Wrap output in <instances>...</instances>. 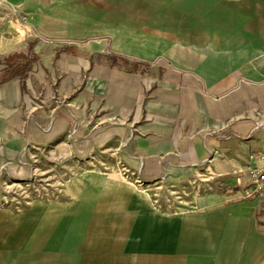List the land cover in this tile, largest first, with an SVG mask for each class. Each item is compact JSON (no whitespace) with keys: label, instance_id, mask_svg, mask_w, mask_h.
<instances>
[{"label":"crops","instance_id":"1","mask_svg":"<svg viewBox=\"0 0 264 264\" xmlns=\"http://www.w3.org/2000/svg\"><path fill=\"white\" fill-rule=\"evenodd\" d=\"M31 50L0 82V172L119 147L151 184L37 189L0 210V264H264V0H3L0 78Z\"/></svg>","mask_w":264,"mask_h":264},{"label":"rangeland","instance_id":"2","mask_svg":"<svg viewBox=\"0 0 264 264\" xmlns=\"http://www.w3.org/2000/svg\"><path fill=\"white\" fill-rule=\"evenodd\" d=\"M1 1L2 4L3 0ZM8 19L11 25L18 27V29L25 22V18L19 14L13 16L12 20L11 18ZM30 35L40 38L39 35ZM45 40L49 42L52 39ZM119 57L116 56L115 58ZM134 65L132 63L128 67L132 68ZM121 157L119 147L107 149V147L101 146L89 156L80 159L65 158L63 162L42 159L35 165L34 171L28 174L24 170L22 173L14 171H4L3 173L2 170L0 172V210L20 213L24 205L29 204L30 199L51 196L38 193L37 189L43 188L45 191V187L55 189L68 185L72 180L71 176H76L78 173H118L123 180L130 184H143V186L151 184L150 180L139 178L137 176L138 171L134 167L131 168ZM19 169L22 170V168ZM47 191L51 192L49 189Z\"/></svg>","mask_w":264,"mask_h":264},{"label":"trees","instance_id":"3","mask_svg":"<svg viewBox=\"0 0 264 264\" xmlns=\"http://www.w3.org/2000/svg\"><path fill=\"white\" fill-rule=\"evenodd\" d=\"M15 60L7 62V67L2 70L0 82L10 80L17 76H25L32 68L33 63L38 59L37 55L31 50L26 55H16Z\"/></svg>","mask_w":264,"mask_h":264},{"label":"built area","instance_id":"4","mask_svg":"<svg viewBox=\"0 0 264 264\" xmlns=\"http://www.w3.org/2000/svg\"><path fill=\"white\" fill-rule=\"evenodd\" d=\"M212 155L214 153H211ZM212 157H209L207 161H210ZM249 174L251 177V185L246 189V195L251 196L255 194L259 199L261 213L264 216V168L249 169Z\"/></svg>","mask_w":264,"mask_h":264}]
</instances>
